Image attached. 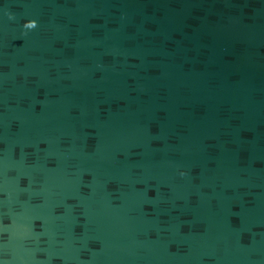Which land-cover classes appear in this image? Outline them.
<instances>
[{"label": "water", "instance_id": "95a60500", "mask_svg": "<svg viewBox=\"0 0 264 264\" xmlns=\"http://www.w3.org/2000/svg\"><path fill=\"white\" fill-rule=\"evenodd\" d=\"M0 264H264V0H0Z\"/></svg>", "mask_w": 264, "mask_h": 264}, {"label": "clouds", "instance_id": "9594fccd", "mask_svg": "<svg viewBox=\"0 0 264 264\" xmlns=\"http://www.w3.org/2000/svg\"><path fill=\"white\" fill-rule=\"evenodd\" d=\"M9 19H15V17L12 14H9ZM23 27L26 30L25 34H27V31L35 30L38 27V23L36 21H29L26 22ZM186 174L187 173L185 172L180 173L181 176H184Z\"/></svg>", "mask_w": 264, "mask_h": 264}]
</instances>
